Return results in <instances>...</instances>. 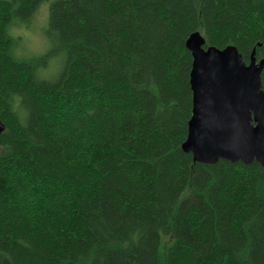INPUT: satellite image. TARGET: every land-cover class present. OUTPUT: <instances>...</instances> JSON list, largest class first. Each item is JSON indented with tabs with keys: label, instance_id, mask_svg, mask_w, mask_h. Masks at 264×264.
I'll use <instances>...</instances> for the list:
<instances>
[{
	"label": "trees",
	"instance_id": "trees-1",
	"mask_svg": "<svg viewBox=\"0 0 264 264\" xmlns=\"http://www.w3.org/2000/svg\"><path fill=\"white\" fill-rule=\"evenodd\" d=\"M46 1L0 0L1 264H264V167L182 148L188 39L264 60V0H57L19 58Z\"/></svg>",
	"mask_w": 264,
	"mask_h": 264
},
{
	"label": "water",
	"instance_id": "water-1",
	"mask_svg": "<svg viewBox=\"0 0 264 264\" xmlns=\"http://www.w3.org/2000/svg\"><path fill=\"white\" fill-rule=\"evenodd\" d=\"M186 46L193 58V109L183 150L203 164L226 160L264 167V60L258 61L255 50L247 63L235 46L206 47L200 32ZM5 130L0 121V139Z\"/></svg>",
	"mask_w": 264,
	"mask_h": 264
},
{
	"label": "rangeland",
	"instance_id": "rangeland-1",
	"mask_svg": "<svg viewBox=\"0 0 264 264\" xmlns=\"http://www.w3.org/2000/svg\"><path fill=\"white\" fill-rule=\"evenodd\" d=\"M57 0H47L33 16L31 21L17 34L21 37V43L15 48L14 54L19 58H31L46 54L52 49L50 40L47 37L50 6ZM51 70L43 73L46 79H53L62 70V60L55 57L50 62Z\"/></svg>",
	"mask_w": 264,
	"mask_h": 264
}]
</instances>
